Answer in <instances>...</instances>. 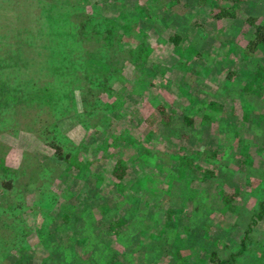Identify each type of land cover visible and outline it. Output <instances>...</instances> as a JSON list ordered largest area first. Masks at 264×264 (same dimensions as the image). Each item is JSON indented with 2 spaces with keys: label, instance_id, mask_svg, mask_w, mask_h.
<instances>
[{
  "label": "rangeland",
  "instance_id": "374dc122",
  "mask_svg": "<svg viewBox=\"0 0 264 264\" xmlns=\"http://www.w3.org/2000/svg\"><path fill=\"white\" fill-rule=\"evenodd\" d=\"M80 1V10L92 14L94 28L97 23L108 30L125 28L130 38L126 49L129 44L132 54L116 45L113 58L107 56L113 67L106 73L112 76L101 71V61L98 71H89L101 74L103 81L86 77L88 66L79 71L84 92L95 91L96 99L102 96L118 105L112 103L108 110L100 103L90 112L77 98L67 112L51 113L52 125L47 124L53 127L40 122L33 132L19 119L17 100L32 91L30 77H38L33 59H42L38 50L45 47L32 28L40 1L0 0V46L6 49L0 59V209L8 205L7 213L14 217L24 208L17 222L30 224L32 230L44 216L42 206L53 214L61 209L67 220L76 221L80 215L68 216L75 212L67 204L84 206L90 226L105 229L98 236L105 243L94 244L104 254L102 264H247L254 257L253 264H264L259 258L264 257V214L244 239L248 244L253 238L251 253L237 252L251 212L264 200V43L254 53L246 52L257 33L247 17L255 16L256 25L262 22L264 0L235 2L233 17L218 16L231 0H191L197 8L181 0ZM78 23L76 19L77 28ZM175 34L181 35L178 44L172 41ZM19 35L26 38L23 43ZM198 51L219 59L212 62L215 69L199 64L200 59L198 67L191 65ZM12 52L33 58L23 66L8 57ZM105 52L98 51V57H106ZM87 78L90 86L83 83ZM41 79L49 82L52 77ZM163 109L168 115L163 116ZM30 111L28 122L37 112ZM52 130L68 144L64 149L55 147ZM220 141L232 142L233 155L219 148ZM111 142L120 145L115 148ZM59 154L61 169L51 176L46 163ZM117 160L123 167L114 170ZM84 195L94 199L84 202ZM115 211L118 222L128 219L133 239L112 238L107 244ZM73 227L75 232L78 225ZM71 229L63 230L65 236L73 234ZM9 230H0V264H10L19 254L13 242L3 250L4 231ZM85 231H91L88 224ZM30 239L36 243L35 236ZM52 239L53 233L46 242ZM45 245L37 244L39 255ZM115 253L121 258L115 259Z\"/></svg>",
  "mask_w": 264,
  "mask_h": 264
},
{
  "label": "trees",
  "instance_id": "16d2710c",
  "mask_svg": "<svg viewBox=\"0 0 264 264\" xmlns=\"http://www.w3.org/2000/svg\"><path fill=\"white\" fill-rule=\"evenodd\" d=\"M40 2H37L35 4V7L38 9V15L34 19L33 22L34 25L32 26L33 29H36V37H39L37 40L42 41L39 43V45H44V49L40 48L38 50V53L42 59L37 60L36 58L33 59V62H38L37 65V71H38V77L37 80H34V77H30V80H33L32 82V91L28 92L26 96L20 95L19 99L17 100V105H19L18 113L20 112L19 119H23V126L28 127L33 132L35 131V125L37 126L38 123L42 122L45 127H53L52 125V115L53 112L54 115H60L61 113L67 112V109L70 110L72 108V102L76 100L77 98L80 99L82 103H84L87 107V110L90 112L97 111L95 106L97 107L98 104L102 103L103 106L108 107V110H111L110 105L113 103L114 106L118 105V102H110L108 100H104L103 97L97 98L95 91H89V94H87L88 89L86 92L83 91V86L78 84V81L81 79L82 75L79 73L81 66H88L87 69H84L85 76L89 77V79H95L98 78L101 74H95L93 71H98L101 67L100 61L104 62L103 68L101 71L105 73L108 76H112V73L107 72L113 67L112 61H109L107 58L110 59L113 58L112 52L115 53V47L118 45V51H124L127 50V52L132 54L133 48L128 44V49H126V35L124 33L125 28L121 29V31H118V29L111 27L110 30H108L107 27H105L102 23H97V27L94 28V24L92 23L91 19L93 18L92 14L89 15L87 13V10H80V0H39ZM168 0H166L167 2ZM170 4L174 3L175 0H169ZM182 3L186 2L188 4H191V0H181ZM232 5L229 7H223L221 6L220 12L218 13V16H235V10L236 7L234 6L235 2H238L239 0H231ZM126 4V3H124ZM194 4H191V7H193ZM199 5L194 6L197 8ZM138 9V8H137ZM140 9H143V7H140ZM139 9V10H140ZM42 18V21H41ZM256 17L255 16H249L247 17L248 21L256 26V35L254 39H250L249 43H247L246 52L249 54L254 53V50L256 49V46L264 43V20L256 25ZM80 20L79 28L75 26V21ZM38 23V26H37ZM96 29V30H95ZM129 32V31H128ZM126 32V34H128ZM20 37V42L23 43L25 37ZM117 38V39H116ZM129 38V37H127ZM130 39V38H129ZM181 35L175 34L173 37V42L175 44L180 43ZM177 41V42H176ZM96 43V44H95ZM35 44V42L33 43ZM86 44V45H85ZM94 47H93V46ZM97 49V51H96ZM106 51L103 53V55L106 54V57L99 58L97 53L98 51ZM116 51V52H118ZM3 56H6V49L1 48L0 46V59L3 58ZM108 56V57H107ZM196 59L193 60L191 65H195L198 67L197 61L200 59L199 64H204V66H209L211 68L215 67L212 65L213 60H215L210 53L205 54L204 52L198 51L195 55ZM11 59H14L17 62H20V64H23V66H27V61L31 60L26 56H21L20 53H13L8 56ZM118 60V59H116ZM219 59L215 60L218 62ZM262 61L255 64V66H260ZM183 63H181L182 66ZM260 64V65H259ZM187 64H184L185 66ZM205 66V67H206ZM89 70H93V74ZM40 71V72H39ZM43 75H50L52 79L49 82L43 81L41 79V76ZM100 78V77H99ZM98 78V80H99ZM103 78V77H102ZM100 78L101 81L103 79ZM87 78L83 81L84 84L90 83V80ZM105 80V79H104ZM42 81V82H41ZM68 84V89L63 90V85ZM90 86V85H89ZM94 87V86H91ZM62 88V91H61ZM66 88V87H65ZM111 94V93H110ZM82 98H80V97ZM11 97V96H10ZM93 99L91 101L89 98ZM75 98V99H74ZM75 103V102H74ZM250 103V98H247V106ZM3 105V102H0V106ZM72 105V106H71ZM90 105V108L88 106ZM30 109L36 110V114L34 117L30 118V122L26 120L27 115L31 112ZM8 108H4L2 112L7 113ZM163 116L168 115V112L161 110ZM107 113V112H106ZM18 115V116H19ZM46 115H49V117H46ZM42 116L44 117L42 119ZM51 121V122H50ZM164 122V120L162 119ZM48 122L51 123L47 124ZM56 125V124H55ZM220 125V124H219ZM50 134H52L51 138H57V130L50 131ZM55 133V134H54ZM58 141L55 147L59 149L60 145L63 149L68 145L66 142H63L65 140H62L61 138H57ZM224 140V139H222ZM262 141L264 142V137H262ZM132 145L134 144L133 137L131 138V141L129 142ZM243 144V141H241ZM111 144L116 148L120 145L116 143ZM200 147L204 145L203 143L199 144ZM219 148L228 153H232L234 149V145L232 142L225 143V141L219 142ZM137 147V146H136ZM135 147V148H136ZM242 148V147H241ZM218 150V148H216ZM71 155V154H70ZM69 155V156H70ZM233 155V153H232ZM54 156H56L54 154ZM62 156L59 154L57 157H49V160L46 163L47 170L51 176L53 174V171L55 168L58 170L61 169L60 163L56 161L60 160L59 157ZM68 156V157H69ZM63 157V156H62ZM55 161L59 164L56 165ZM62 161V160H60ZM117 160L115 162L114 170H118L119 168L123 167V164L121 162H118ZM54 163V164H53ZM127 164V163H126ZM124 164V165H126ZM76 165V164H75ZM89 167L88 164H85ZM77 166V165H76ZM82 166V165H81ZM84 167V164H83ZM62 174L67 173L66 169L62 166ZM91 170V168H89ZM80 171V169H78ZM102 168L98 167L97 173H101ZM42 171V170H41ZM88 171V170H87ZM120 170L117 172L120 174ZM57 174L62 177V174L60 171L57 172ZM159 176V175H158ZM154 181L156 180V177H154ZM187 178V176H185ZM150 180H153L152 177L149 178ZM190 179V177H189ZM188 179V181H189ZM173 179H170V183L175 182L172 181ZM146 181L148 182V176ZM146 181H140V184L143 186H147ZM177 181V180H176ZM186 181V180H185ZM264 183V182H262ZM152 186L148 185V188H151ZM49 189V188H48ZM84 189H81L83 191ZM74 193V192H73ZM72 193V194H73ZM96 193V192H95ZM94 196V194H92ZM97 195V193H96ZM84 197L85 201L93 200L94 198ZM261 202H259V205L255 207V209L251 212V224H247V228L245 230V235L242 238V242L240 245H238L239 250L237 252H249L251 253L252 246L255 245L253 238H251V243L246 244L245 240L246 238H250L251 231L255 228V224L258 222L257 220L261 219L264 214V200L261 199ZM49 202H47L44 205H48ZM68 206H71L75 213H68V216L79 214V220L76 221V218L67 220L62 210H58V214H53V211L50 207H40L43 209L44 216L40 222L39 225H35L32 230L30 228H27L30 226V224H24L22 220L20 222H17V218L21 217V213L23 209H18L17 216L15 215L13 217V214L7 213V207L0 209V230L4 227H8V230L11 228L12 231H4L6 234L4 235L3 241L4 249L11 248L10 242L14 243L13 245L18 247V256L11 261L10 264H102V259H104V254L101 250L94 249V244L99 241L101 243L100 236L104 232L105 229L103 226L101 227V230H96L92 228L90 225V215L87 214V211L84 209V206L77 207L73 203H68ZM35 205H30V208H32ZM18 206H15L17 208ZM11 210L13 209L10 208ZM111 208H107L108 211ZM143 207L141 208V210ZM120 214L116 213L114 215L113 223L109 226V235L111 236L110 239L107 241V244L110 243L113 239L115 240H128L129 238L133 239V229L132 226L127 224L128 219L126 217H123L121 222H118ZM67 217V215H66ZM4 218H9L6 221ZM34 223V222H33ZM87 224L90 227L91 231H85L87 228ZM95 223H93L94 225ZM28 225V226H27ZM73 225H78V229L75 230ZM38 226V227H37ZM124 226L123 229H121ZM73 227V228H72ZM72 228V229H71ZM135 232H137V226L134 227ZM73 230V234H70L68 236H65L67 231L63 230ZM114 229V234H112V231ZM35 231V233H34ZM30 232V234H29ZM63 232V233H62ZM53 233V239L50 242H46V239L48 236H50ZM30 236H35V241H30ZM132 236V237H131ZM29 237V238H28ZM113 238V239H112ZM29 239V240H28ZM36 239H39L36 240ZM28 240V241H27ZM138 240V237L136 235V239ZM42 241H45V246L47 247V250L44 251L42 254H38V247L37 244L42 243ZM38 242V243H37ZM104 242V241H103ZM245 242V243H244ZM25 243L26 246L23 244ZM105 243V242H104ZM36 247V248H35ZM24 248H26V252L24 254ZM5 253V252H4ZM111 255H113L111 253ZM116 253L114 254V258H121L120 256H117ZM250 257V256H248ZM247 257V258H248ZM255 259H258L257 257H254ZM259 258H264L262 254H260ZM255 259H251L249 262H246L247 264H253L255 263Z\"/></svg>",
  "mask_w": 264,
  "mask_h": 264
}]
</instances>
